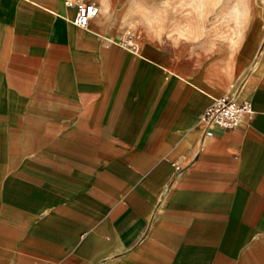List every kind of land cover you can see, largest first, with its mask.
<instances>
[{
    "label": "crops",
    "instance_id": "crops-1",
    "mask_svg": "<svg viewBox=\"0 0 264 264\" xmlns=\"http://www.w3.org/2000/svg\"><path fill=\"white\" fill-rule=\"evenodd\" d=\"M70 14L0 0V264H264L259 35L220 94ZM224 94L252 114L205 137L200 115Z\"/></svg>",
    "mask_w": 264,
    "mask_h": 264
},
{
    "label": "rangeland",
    "instance_id": "rangeland-1",
    "mask_svg": "<svg viewBox=\"0 0 264 264\" xmlns=\"http://www.w3.org/2000/svg\"><path fill=\"white\" fill-rule=\"evenodd\" d=\"M98 18L123 39L166 52L193 77L221 90L238 84L249 68L241 41L259 35L264 49V0H94Z\"/></svg>",
    "mask_w": 264,
    "mask_h": 264
},
{
    "label": "built area",
    "instance_id": "built-area-1",
    "mask_svg": "<svg viewBox=\"0 0 264 264\" xmlns=\"http://www.w3.org/2000/svg\"><path fill=\"white\" fill-rule=\"evenodd\" d=\"M64 5L71 10L68 21L79 28H87L89 22L99 13V5L94 0H64ZM121 45L133 53L139 50V44L128 38L123 39ZM251 114L252 109L248 103L237 102L233 95L224 94L212 99L201 113L199 124L203 128L204 136L211 137L215 128L231 130Z\"/></svg>",
    "mask_w": 264,
    "mask_h": 264
}]
</instances>
